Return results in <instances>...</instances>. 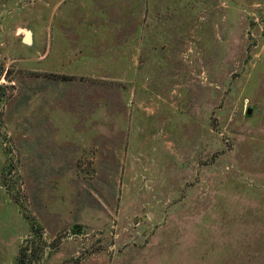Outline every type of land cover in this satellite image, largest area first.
Listing matches in <instances>:
<instances>
[{
  "label": "rangeland",
  "instance_id": "obj_1",
  "mask_svg": "<svg viewBox=\"0 0 264 264\" xmlns=\"http://www.w3.org/2000/svg\"><path fill=\"white\" fill-rule=\"evenodd\" d=\"M0 264H264V0H0Z\"/></svg>",
  "mask_w": 264,
  "mask_h": 264
},
{
  "label": "water",
  "instance_id": "obj_2",
  "mask_svg": "<svg viewBox=\"0 0 264 264\" xmlns=\"http://www.w3.org/2000/svg\"><path fill=\"white\" fill-rule=\"evenodd\" d=\"M248 114H251V110H249Z\"/></svg>",
  "mask_w": 264,
  "mask_h": 264
}]
</instances>
